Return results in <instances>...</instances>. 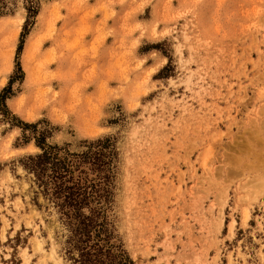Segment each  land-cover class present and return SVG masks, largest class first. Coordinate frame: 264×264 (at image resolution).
<instances>
[{"label": "rangeland", "instance_id": "rangeland-1", "mask_svg": "<svg viewBox=\"0 0 264 264\" xmlns=\"http://www.w3.org/2000/svg\"><path fill=\"white\" fill-rule=\"evenodd\" d=\"M0 6V264H264V0Z\"/></svg>", "mask_w": 264, "mask_h": 264}, {"label": "trees", "instance_id": "trees-1", "mask_svg": "<svg viewBox=\"0 0 264 264\" xmlns=\"http://www.w3.org/2000/svg\"><path fill=\"white\" fill-rule=\"evenodd\" d=\"M2 8L3 7L0 6V14L4 12V8L3 9ZM30 9H29V11H30ZM27 22H28V19L26 20V24H27ZM1 97H2V95L0 94V100H1ZM40 143H42V142H40ZM54 148L55 147H52V146L49 147V148L43 146V152L41 154H38L35 158H33V159H35V164H34L35 171L37 169H40V171L46 170L48 168V166H49L48 163H52L53 162L52 158L53 159L57 158V153L54 154V152H53ZM63 168H65V167H56V166L54 167V162L52 163V166H51V169H52L53 173H56V174L58 173L61 176H64L61 173ZM82 255L84 256V253ZM83 262L86 263L87 260H84Z\"/></svg>", "mask_w": 264, "mask_h": 264}, {"label": "bare ground", "instance_id": "bare-ground-1", "mask_svg": "<svg viewBox=\"0 0 264 264\" xmlns=\"http://www.w3.org/2000/svg\"><path fill=\"white\" fill-rule=\"evenodd\" d=\"M60 264V263H59Z\"/></svg>", "mask_w": 264, "mask_h": 264}]
</instances>
